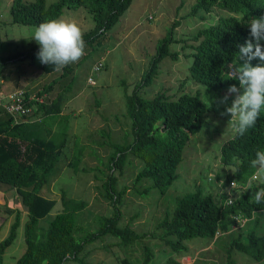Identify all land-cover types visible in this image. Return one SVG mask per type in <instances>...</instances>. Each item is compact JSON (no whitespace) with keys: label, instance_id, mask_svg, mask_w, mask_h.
Returning a JSON list of instances; mask_svg holds the SVG:
<instances>
[{"label":"trees","instance_id":"trees-1","mask_svg":"<svg viewBox=\"0 0 264 264\" xmlns=\"http://www.w3.org/2000/svg\"><path fill=\"white\" fill-rule=\"evenodd\" d=\"M132 1L56 0L47 6L45 0L31 3L13 0L9 12L12 23L37 27L45 20L61 17L65 10L83 7L94 22V28L83 35L86 44H89L118 23ZM213 10L224 11L227 15L218 16L212 24L197 30L190 37L191 42L187 45L189 53L186 54L187 58H191L187 67L189 80L204 86L205 95L213 102L208 105L198 92H181L173 98L167 95L165 89L152 98H143L138 94L152 83L162 60L176 57L177 52L168 49L174 41L172 30L177 24L174 23L163 39L158 41L156 52L140 82L130 95L124 96L133 139L130 143L113 145L103 177L101 180L95 177L100 181L99 194L110 205L112 212L108 216H99L97 229L83 237L77 235L80 227L76 214L85 209L86 202L65 195L60 198V212L47 221L45 228L38 229V222L46 218L57 204L55 199L41 193L53 176L67 142L66 133L60 137L49 124V121L62 115V99L53 92L52 83L36 91L24 90L27 96L35 94L43 97V102L36 104L32 115L19 122L15 123L11 116L0 110V185L14 189L27 211V220L23 225L25 251L15 264H66L70 261L86 264L85 246L97 240L112 237L118 241L117 244L128 246L147 236L129 225H120V206L127 188L118 190L117 176L122 175L129 157H134L139 162V168L133 190L142 198L152 190H157L160 197L166 195L177 179V169L183 161L190 138L200 132L206 115L218 107L221 94L233 84L240 87L238 80L227 79L222 71H227V65L236 60L237 45L250 38L248 22L264 17V0H195L189 15H199L203 19L204 14H210ZM39 50V45L34 46L27 56L31 57V63L36 64L43 76L53 72L54 66L40 63L37 58ZM14 58L17 56L2 61L6 63ZM252 63L255 66L259 60ZM257 150H264V111L255 126L243 136L234 133L221 144L219 162L227 170L222 186L224 190L218 196H213L204 194L200 187H196L179 198L174 210L166 213L156 226L162 232L161 239L171 248V255L166 257L163 264H179L173 254L185 253V243L188 241H212L233 229L243 228L236 217L246 222L250 220L252 226L245 233L238 232L230 238L227 258L230 259L231 253L236 252L255 263L264 260V229L259 218V214L264 213V203L258 205L251 200L257 183L250 187L246 183L254 171L250 162ZM81 160L82 153L71 158L69 166L75 169L74 172L79 171ZM144 180L151 184L142 185ZM231 181L239 182L241 194L233 204L225 207L224 202L228 199L225 189ZM140 186L141 191L138 190ZM253 210L257 212L254 220L251 219ZM20 222L17 212L8 237L0 242V264H3L5 250L16 239ZM151 259V251L145 248L142 264H150Z\"/></svg>","mask_w":264,"mask_h":264},{"label":"rangeland","instance_id":"rangeland-1","mask_svg":"<svg viewBox=\"0 0 264 264\" xmlns=\"http://www.w3.org/2000/svg\"><path fill=\"white\" fill-rule=\"evenodd\" d=\"M12 1L0 0V80L8 90L16 88L36 91L52 83L53 92L62 99V115L49 121V124L60 137L63 133L67 135L66 146L54 174L41 193L55 199L57 204L46 218L38 222V229L45 228L47 221L60 212V198L65 195L86 202L85 209L76 214L80 227L77 235L83 237L97 229L99 216H108L112 212L110 205L99 194L100 181L95 177L99 180L103 177L112 146L130 143L133 139L124 96L131 94L147 71L158 41L177 23L172 30L174 41L168 47L170 52H177L176 57L162 60L152 83L138 94L143 98H152L165 89L167 95L173 98L181 92H198L202 100L211 105L213 100L205 95V87L189 80L187 67L191 58L186 57L189 53L187 45L197 30L227 13L213 10L200 19L199 15H189L195 0H133L118 23L94 43L86 44L85 55L78 62L60 72L54 70L42 76L41 70L27 56L31 48L39 45L34 39L31 40L36 27L11 22L9 11ZM34 1L25 0L27 3ZM45 2L49 6L56 0ZM61 17L75 20L83 33L94 28L91 14L83 7L65 10ZM13 56L17 58L3 63L4 58ZM99 61L103 68L91 72L94 64ZM236 63L239 66L243 61ZM89 76L94 80L93 85L87 83ZM226 95L228 91L221 94L218 107L206 115L200 132L190 138L183 153V161L177 169V179L166 195L160 197L157 190H152L142 198L133 190L139 162L129 157L122 175L117 176L118 190L127 188L120 206V225H129L136 232L147 236L128 246L117 244L118 241L112 237L97 240L85 246L86 264H142L145 248L152 253L150 264H163L166 257L171 255V248L160 237L162 232L156 229L165 214L171 213L177 200L196 187H200L204 194L213 196H218L224 190L220 183L224 181L227 170L219 162V149L224 141L233 136L234 131L229 124L231 116L222 113L235 98L233 93L225 102ZM80 153L82 160L79 171L74 172L75 169L69 163L73 156L77 157ZM141 183L145 186L151 184L148 180ZM138 190L141 191L142 186ZM225 191L228 196L231 191L233 199L241 194L240 188H226ZM4 196L8 203L11 202V192L4 193ZM12 209L14 207L9 204L1 203L2 222H8ZM259 218L263 230L264 213L259 214ZM251 226L249 220L243 224V228L233 229L212 241H188L185 243V253L172 254L179 264H264V260L255 263L236 252L231 253L230 259L227 258L226 249L230 238L238 232L245 233ZM24 251L23 228L20 227L16 239L4 252L3 264H15ZM66 264L78 263L70 261Z\"/></svg>","mask_w":264,"mask_h":264},{"label":"clouds","instance_id":"clouds-1","mask_svg":"<svg viewBox=\"0 0 264 264\" xmlns=\"http://www.w3.org/2000/svg\"><path fill=\"white\" fill-rule=\"evenodd\" d=\"M250 38L245 43L237 45L236 61H243L237 66L236 61L227 65V71H222L227 79L238 80L240 87L235 84L228 88V96L235 94L231 106L227 107L222 115H230L231 125L234 133L243 136L247 130L255 126L262 111H264V17L253 18L249 22ZM81 26L73 19L64 17L52 18L40 23L31 40H35L40 50L37 58L40 63L54 66L56 72L62 71L70 64L78 62L84 55L86 42L83 38ZM259 60L255 66L253 60ZM228 124V125H229ZM254 170L247 179V186L254 182L258 187L251 196L256 204L264 203V150H257L255 158L250 162ZM231 171L232 168L229 167ZM223 186V181L220 183ZM239 182L233 181L231 188L236 190ZM238 193V192H237ZM231 191L224 206L234 203ZM257 212L253 210L251 219H255ZM236 220L240 224L239 217ZM46 264V262H45Z\"/></svg>","mask_w":264,"mask_h":264},{"label":"built area","instance_id":"built-area-1","mask_svg":"<svg viewBox=\"0 0 264 264\" xmlns=\"http://www.w3.org/2000/svg\"><path fill=\"white\" fill-rule=\"evenodd\" d=\"M103 68V64L99 61L94 64L91 72H98ZM87 83L94 84V80L91 76L87 78ZM43 102V97H39L35 94L26 95L24 89H7L4 86V82L0 80V110H3L6 114L14 119L17 123L21 119L32 115L35 110V105ZM233 181L229 183L228 190L232 189ZM228 198H230L228 196ZM232 198V197H231ZM233 199V198H232ZM243 225L246 221L240 220Z\"/></svg>","mask_w":264,"mask_h":264},{"label":"crops","instance_id":"crops-1","mask_svg":"<svg viewBox=\"0 0 264 264\" xmlns=\"http://www.w3.org/2000/svg\"><path fill=\"white\" fill-rule=\"evenodd\" d=\"M7 192H11L12 196H11V202H7V199L4 196V193ZM1 203H3V205L6 203L9 204V206L14 207V209H12L13 213L9 216L8 222H2L0 220V242L3 241L4 239H6L10 233L11 227L15 221V215L17 212H19L20 217H21V221L20 222V226L19 228H23L24 222L23 220L26 218L27 216V211L26 209L21 205V201L18 198L16 191L12 188H10L9 186L6 185H0V205ZM11 204H14V206H12ZM16 204V205H15Z\"/></svg>","mask_w":264,"mask_h":264}]
</instances>
